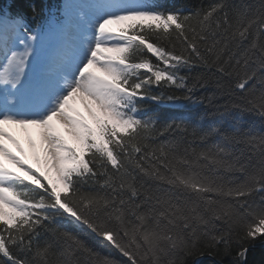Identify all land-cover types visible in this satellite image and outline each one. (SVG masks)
Returning a JSON list of instances; mask_svg holds the SVG:
<instances>
[{"label":"snow or ice","instance_id":"obj_1","mask_svg":"<svg viewBox=\"0 0 264 264\" xmlns=\"http://www.w3.org/2000/svg\"><path fill=\"white\" fill-rule=\"evenodd\" d=\"M246 118L264 125V0H11L0 264H250L264 127Z\"/></svg>","mask_w":264,"mask_h":264},{"label":"trees","instance_id":"obj_2","mask_svg":"<svg viewBox=\"0 0 264 264\" xmlns=\"http://www.w3.org/2000/svg\"><path fill=\"white\" fill-rule=\"evenodd\" d=\"M60 0H45V3L50 7L55 8ZM178 6L189 5L192 3H199L200 0H170ZM205 3L209 0H204ZM11 4V0H0V8L8 9ZM183 74V73H182ZM156 91H159L156 89ZM148 110L150 113L159 116L161 119L171 118L173 116H183L188 119L197 120L204 125L209 124L213 116L209 110H207L203 105L198 108H192L185 106V104L178 102L177 104H161L155 105L151 102H146ZM248 124L253 125L257 129L264 127L258 120H253L251 118H246ZM250 264H264V246L259 243L250 250L248 256ZM203 264H208V259L204 258ZM224 264H229V258H225Z\"/></svg>","mask_w":264,"mask_h":264},{"label":"rangeland","instance_id":"obj_3","mask_svg":"<svg viewBox=\"0 0 264 264\" xmlns=\"http://www.w3.org/2000/svg\"><path fill=\"white\" fill-rule=\"evenodd\" d=\"M20 139H21V143H24V139H23V137H20ZM25 150L27 151V147H26Z\"/></svg>","mask_w":264,"mask_h":264},{"label":"bare ground","instance_id":"obj_4","mask_svg":"<svg viewBox=\"0 0 264 264\" xmlns=\"http://www.w3.org/2000/svg\"><path fill=\"white\" fill-rule=\"evenodd\" d=\"M21 144H22V146L25 147V149H26L27 145H26L25 143H21Z\"/></svg>","mask_w":264,"mask_h":264}]
</instances>
